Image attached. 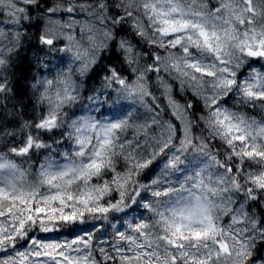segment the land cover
<instances>
[{"label":"snow or ice","instance_id":"1","mask_svg":"<svg viewBox=\"0 0 264 264\" xmlns=\"http://www.w3.org/2000/svg\"><path fill=\"white\" fill-rule=\"evenodd\" d=\"M0 264H264V0H0Z\"/></svg>","mask_w":264,"mask_h":264},{"label":"trees","instance_id":"2","mask_svg":"<svg viewBox=\"0 0 264 264\" xmlns=\"http://www.w3.org/2000/svg\"><path fill=\"white\" fill-rule=\"evenodd\" d=\"M33 31H35V29H33ZM109 58L112 59L113 62H115V55L112 54L110 57L105 59V63L108 62ZM51 59H52L51 67L53 68V70H56V65L61 64V66H63V64L67 63L68 57L64 54H60V57H57L56 54H53V57H51ZM31 71L32 70L30 69V66L27 60L22 59L16 66V69H15L16 78L14 81V91L18 92L21 96H24L27 91V84L29 81L25 77L30 78ZM97 79L98 77H94L92 83L95 84ZM242 111H248L250 115H258V113L255 111H251L247 109H242ZM139 211H142V210H139ZM136 214H139V212ZM38 235H41L44 238H50V239H62L63 238V236L60 234H53L51 236L47 234H38Z\"/></svg>","mask_w":264,"mask_h":264}]
</instances>
